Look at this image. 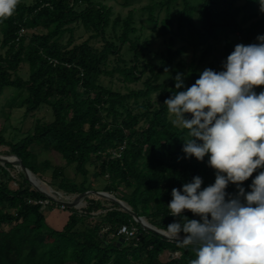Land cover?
I'll return each instance as SVG.
<instances>
[{"label": "trees", "instance_id": "trees-1", "mask_svg": "<svg viewBox=\"0 0 264 264\" xmlns=\"http://www.w3.org/2000/svg\"><path fill=\"white\" fill-rule=\"evenodd\" d=\"M167 35L166 50L153 51V39ZM259 35L258 0H150L126 16L104 0H20L0 22V95L12 92L1 111L0 148L40 179L50 171L51 185L69 195L93 191L92 182L102 178L103 192L127 207L86 198L81 210L63 209L22 167L15 176L12 163L0 161V264H190V246L138 220L166 232L176 219L168 215L172 189L197 175L202 187L215 181L207 157H185L186 130L171 123L164 101L175 91L177 72L191 86L205 68L222 70L237 44L256 43ZM177 39L185 44L176 47ZM15 109L33 122L20 129L22 137L8 139ZM42 110L49 119L37 116ZM37 149L59 162H40ZM48 207L68 212L61 227H51ZM125 225L136 229L134 237L119 234ZM166 252L171 257L164 261Z\"/></svg>", "mask_w": 264, "mask_h": 264}, {"label": "clouds", "instance_id": "clouds-1", "mask_svg": "<svg viewBox=\"0 0 264 264\" xmlns=\"http://www.w3.org/2000/svg\"><path fill=\"white\" fill-rule=\"evenodd\" d=\"M20 0H0V22ZM264 12V0H258ZM237 44L222 70L205 68L191 86L183 73L164 101L171 123L186 130L182 151L215 170L202 187L201 176L173 188L167 204L170 238L191 247L190 264H264V35ZM248 185L244 182L253 176ZM229 185L237 191L229 193ZM189 210L197 218H188Z\"/></svg>", "mask_w": 264, "mask_h": 264}, {"label": "rangeland", "instance_id": "rangeland-1", "mask_svg": "<svg viewBox=\"0 0 264 264\" xmlns=\"http://www.w3.org/2000/svg\"><path fill=\"white\" fill-rule=\"evenodd\" d=\"M104 2L107 5L113 7L115 14L121 13L123 16H126L131 10L137 11L141 7H143L144 5H147L150 2V0H131L130 4L128 6L123 5L124 0H104ZM262 13H264V12H262ZM148 35L151 36V34H149V32H148ZM80 36H81L80 32H77L76 39L80 40ZM169 36L170 35L162 36V37L153 39L152 50L158 51V52L165 51L166 50L165 41L169 38ZM87 37L88 36L86 35L85 38H87ZM81 40H83V39H81ZM184 44H185L184 41L177 39L176 47H179V46L184 45ZM218 48L221 49V45H218ZM192 55H193V51L191 49H189L187 51V53L185 54V56L188 60L191 59ZM117 86H121V85L117 84ZM11 93L12 92L10 90H7L3 94L0 95V118L3 116L1 111L5 110V102L7 101V99L11 95ZM6 111H9V109H6ZM11 113H12L11 118L9 119V121L7 122V125H6L5 135L8 139H14V138L19 139L23 135L20 129L30 128L32 126L33 120L31 118V119H28L26 122L23 121V118H24L23 117V115H24L23 109H15ZM37 116L49 119V113L46 110L40 111L37 114ZM6 149H8V148L7 147H1L0 148V158L8 159L7 161H10L12 163V167L9 168L10 172L12 173V175L18 176L19 170L21 169V167L19 166V164L17 162L18 160L14 156H9L7 154H4L3 152ZM36 152L38 153L40 162H43L46 159L52 160L54 164H57L59 162L56 159V157L54 156V154L51 152L41 151L38 149L36 150ZM90 169H91V173L93 175L94 170H93V168H90ZM30 175H32V174H29V177H30ZM50 175H51L50 171L46 172L45 179H40L37 176L33 175L34 177L37 178V180H39V185H36L32 180L33 185L36 188H38L40 191L46 193L48 196H50L54 200H56L60 203L73 205L78 210H81L87 206L86 198H95V199H100V198L102 199L103 198V199H110V200H118L115 195L107 193V192H103V190H104L103 188L106 184V181L102 178H98L97 180L92 182V185L94 187L93 191H90L86 194L69 195V194H66L62 191H57L51 185L50 178H49ZM72 175H73V173H72ZM250 178H254V174ZM11 186L16 187V184L13 183ZM119 202H121L123 204V206L127 207L124 202H122V201H119ZM107 205H108V207L111 206L110 203H108ZM45 213L49 219V223H50L51 227H53V228L61 227L65 223V221L67 220V217H68L67 211H63V210L55 211L54 209H51L49 207L45 210ZM99 213L100 212H97L96 214H99ZM145 221L148 222L147 220H145ZM5 229H8V226H5ZM170 257H171V253L166 252L162 255L161 258H162V260L167 261V260H169Z\"/></svg>", "mask_w": 264, "mask_h": 264}, {"label": "built area", "instance_id": "built-area-1", "mask_svg": "<svg viewBox=\"0 0 264 264\" xmlns=\"http://www.w3.org/2000/svg\"><path fill=\"white\" fill-rule=\"evenodd\" d=\"M16 158V157H15ZM1 160V164L3 166H5L6 163H11L10 161H7L8 159H3L0 158ZM17 159V158H16ZM18 162V161H17ZM21 167V165H19ZM53 199V198H52ZM58 202V201H57ZM44 205H48L50 203L49 200L43 201L42 202ZM60 203V202H59ZM62 204V208L65 209L66 205L68 204H64V203H60ZM119 234L121 235H126L128 237H134L136 235V229L135 228H130L129 226L125 225L123 226L120 230H119Z\"/></svg>", "mask_w": 264, "mask_h": 264}, {"label": "water", "instance_id": "water-1", "mask_svg": "<svg viewBox=\"0 0 264 264\" xmlns=\"http://www.w3.org/2000/svg\"><path fill=\"white\" fill-rule=\"evenodd\" d=\"M0 160H1V159H0ZM21 167H22V169L26 172L27 177L30 179L31 183L33 184L32 179L29 177V174H32V173H31L28 169H26L22 164H21ZM32 175H33V174H32ZM119 203H120L121 205H123L121 202H119ZM138 220L141 221V223H142L143 225H145L146 227H148V228H150V229H152V230H154V231H156V232H158V233H160V234H162V235H164V236H166V237H171V235H170L169 233H167V232H165V231H162V230H159V229L153 227L152 225L148 224V222H146L144 218H141V217H140V218H138ZM122 241H124V239H122Z\"/></svg>", "mask_w": 264, "mask_h": 264}, {"label": "bare ground", "instance_id": "bare-ground-1", "mask_svg": "<svg viewBox=\"0 0 264 264\" xmlns=\"http://www.w3.org/2000/svg\"><path fill=\"white\" fill-rule=\"evenodd\" d=\"M30 177L36 185H39V180H37L36 177H34L33 175H30Z\"/></svg>", "mask_w": 264, "mask_h": 264}]
</instances>
